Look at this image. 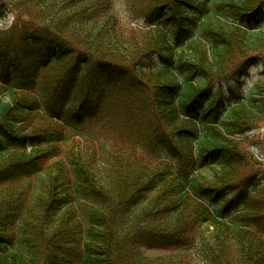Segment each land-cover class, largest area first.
I'll use <instances>...</instances> for the list:
<instances>
[{
    "label": "trees",
    "instance_id": "obj_1",
    "mask_svg": "<svg viewBox=\"0 0 264 264\" xmlns=\"http://www.w3.org/2000/svg\"><path fill=\"white\" fill-rule=\"evenodd\" d=\"M125 2L0 0V264H264V0Z\"/></svg>",
    "mask_w": 264,
    "mask_h": 264
},
{
    "label": "rangeland",
    "instance_id": "obj_2",
    "mask_svg": "<svg viewBox=\"0 0 264 264\" xmlns=\"http://www.w3.org/2000/svg\"><path fill=\"white\" fill-rule=\"evenodd\" d=\"M115 1H116V8L119 12V15L126 24H134L136 26H138V24L146 25V21L143 18L132 19L127 9L125 0H115ZM14 20H15V14L13 12L12 7H10L9 9H5L1 7L0 5V28L7 29L8 27L11 26ZM160 22L161 21L159 20V23ZM250 27H254V24L250 25ZM245 75H247V73ZM246 134L249 136V142L247 143V146H248L250 153L253 154V152L250 149L252 147H256L257 149H259L260 153L264 155V120L261 122H258ZM201 168L205 173H207V175H211V171L208 168H204L203 166ZM254 169L258 171L260 176L264 177V159H257V165L254 166ZM177 252H179V250L175 249L174 247L146 246L143 248V253L151 257L159 256V255L175 254ZM190 254L193 255V252H191ZM193 257L194 256H192L191 258ZM197 263L206 264L199 260Z\"/></svg>",
    "mask_w": 264,
    "mask_h": 264
},
{
    "label": "clouds",
    "instance_id": "obj_3",
    "mask_svg": "<svg viewBox=\"0 0 264 264\" xmlns=\"http://www.w3.org/2000/svg\"><path fill=\"white\" fill-rule=\"evenodd\" d=\"M260 58L261 59L256 64L247 67V75H243L240 77V93L245 98L255 91L258 84L264 83V57ZM236 85V80L227 79L225 81L218 82L216 85H213V92H219L227 97L230 95L229 88H234L236 87ZM250 150L253 152L257 159H264V155H262L259 149H257L256 147H252Z\"/></svg>",
    "mask_w": 264,
    "mask_h": 264
}]
</instances>
